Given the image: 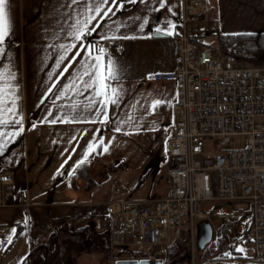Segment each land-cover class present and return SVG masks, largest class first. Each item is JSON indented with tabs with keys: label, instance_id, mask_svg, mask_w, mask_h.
<instances>
[{
	"label": "crops",
	"instance_id": "obj_1",
	"mask_svg": "<svg viewBox=\"0 0 264 264\" xmlns=\"http://www.w3.org/2000/svg\"><path fill=\"white\" fill-rule=\"evenodd\" d=\"M218 2L222 12L219 24L214 21V8L208 0L206 17L220 32H264V0ZM96 3L97 0L5 3L9 32L0 44V169L11 170L15 186L27 190L31 205L7 206L24 208L29 230L27 246L41 241L62 216L71 224L76 223L72 219L89 218L95 225L99 223L98 216H85L82 210L73 212L74 205L81 201L39 200L40 192L45 193L46 178L57 182L55 177L60 171L65 175L74 169L75 174L84 163L92 176L93 167L88 161L91 148L83 149L80 144L107 120L112 81L136 84L144 71L146 76L174 67L173 57L161 64V38H173L180 0H108L104 8L111 7L112 11L106 16L103 11L97 15ZM77 30L81 32L79 40L74 36ZM154 31L165 35L154 37ZM103 39L110 42V52L103 54L100 78L89 79L85 73L95 70V57L100 55L95 43ZM118 43L122 44L121 49ZM72 45L75 47L66 52ZM77 51L79 56H75ZM109 61L114 68L111 77ZM152 93L161 99V81H157ZM71 155L74 163L69 165ZM93 158L96 162L99 155ZM73 179L71 186L77 189L80 179L75 180L76 186L72 185ZM81 183L84 189V182ZM102 220L107 225L108 219Z\"/></svg>",
	"mask_w": 264,
	"mask_h": 264
},
{
	"label": "built area",
	"instance_id": "obj_2",
	"mask_svg": "<svg viewBox=\"0 0 264 264\" xmlns=\"http://www.w3.org/2000/svg\"><path fill=\"white\" fill-rule=\"evenodd\" d=\"M206 14V0H180L174 67L146 74L149 80H172L175 87L162 145L165 192L74 205V213L112 219V242L139 247L141 258H166L170 244L187 239L194 244L200 221L208 220L216 232V218L238 221L246 210L239 228L250 232L254 255L264 258V60L205 44ZM99 49L108 54L110 42H96ZM235 135L246 136L243 147L233 146ZM205 137L226 152L204 156ZM206 201L231 202L233 208L201 206ZM236 203L246 208H234ZM29 205L27 190L15 186L13 172L0 169V207Z\"/></svg>",
	"mask_w": 264,
	"mask_h": 264
},
{
	"label": "rangeland",
	"instance_id": "obj_3",
	"mask_svg": "<svg viewBox=\"0 0 264 264\" xmlns=\"http://www.w3.org/2000/svg\"><path fill=\"white\" fill-rule=\"evenodd\" d=\"M208 2L214 8V21L219 24L222 13L219 2L218 0H208ZM205 26L210 27V31H207L208 27L202 30L205 33V44L216 46L217 35L225 32H220L219 27L211 24L210 20L205 22ZM161 40V64H163L171 60V57L174 58L175 47L173 38H161ZM220 50L224 51L223 48ZM246 59L260 61L264 60V56ZM145 73L146 71L142 72L143 78L136 84L113 81L109 84L107 120L98 130L86 135L80 144L83 149L86 147L92 150L89 153L88 150L86 152L91 155L87 159L91 160L94 182L88 185L86 181L78 177L77 179L80 180H78V188L75 189L70 182V179L74 177V169L65 175L60 171L55 177L59 181L46 178L45 193L40 192L39 200L49 203L98 202L114 197L135 199L160 197L165 192L162 145L168 132L175 87L172 80H161V99L156 98L152 92L155 90L157 81L147 80ZM156 101L161 103L155 104ZM245 141V135L231 137L234 147H243ZM203 142L204 156L226 152V149L212 138L205 137ZM95 154L99 155V160L96 162L92 161ZM61 159L62 162L66 161L63 155ZM56 160L57 153L54 156L55 163ZM67 163H70L69 165L74 163L72 155ZM159 175H162L161 179L158 178ZM81 182H84L86 189H83ZM201 206L212 209L222 206L228 211L233 208L231 202L227 201H206L202 202ZM234 208H246V204L236 203ZM247 214V210L241 211L238 221L216 218L214 226L216 232H213V241H210L211 244L209 242L207 251H200L196 247V239L194 244L190 239L170 244L164 264H190L191 258L194 259V264H264V258H258L253 253L250 232L239 228L240 219L245 218ZM100 218L96 225L91 221L92 218L86 221H90L89 223L101 232L107 225L102 220L104 217L100 216ZM70 220L71 218L68 219L69 222ZM57 221L53 225L61 223V220ZM71 221L76 222L72 224L76 227L86 222L73 219ZM107 222L111 230L112 219H108ZM28 232L24 208L0 207V264H13L24 254L27 240H29ZM232 247L234 252L231 251ZM136 248L139 250V247L136 246ZM83 264H97V261H93L90 257L83 258Z\"/></svg>",
	"mask_w": 264,
	"mask_h": 264
},
{
	"label": "flooded vegetation",
	"instance_id": "obj_4",
	"mask_svg": "<svg viewBox=\"0 0 264 264\" xmlns=\"http://www.w3.org/2000/svg\"><path fill=\"white\" fill-rule=\"evenodd\" d=\"M66 219L62 217L61 223L46 231L41 241L27 246L14 264H83V258L88 257L97 264H115L116 260H129L138 255L135 246L114 244L109 226L101 232L93 231L91 223L76 227Z\"/></svg>",
	"mask_w": 264,
	"mask_h": 264
},
{
	"label": "trees",
	"instance_id": "obj_5",
	"mask_svg": "<svg viewBox=\"0 0 264 264\" xmlns=\"http://www.w3.org/2000/svg\"><path fill=\"white\" fill-rule=\"evenodd\" d=\"M216 47L219 49L223 48L225 52H230L236 55L245 56L249 58L264 56V32L254 31L238 33H219L217 35ZM78 177H81L83 181H86V184L88 185H91L94 182L92 176L89 174V167L87 163H84L77 168L76 173L74 174L72 185H77V183H75V180ZM208 246L209 243L205 246L203 250L200 251H207L209 249Z\"/></svg>",
	"mask_w": 264,
	"mask_h": 264
},
{
	"label": "snow or ice",
	"instance_id": "obj_6",
	"mask_svg": "<svg viewBox=\"0 0 264 264\" xmlns=\"http://www.w3.org/2000/svg\"><path fill=\"white\" fill-rule=\"evenodd\" d=\"M113 2L115 3L116 0H113ZM5 3H6V0H0V44H2L6 38V36L8 35V32H9V24H8V16H7V12L5 10ZM108 3V0H97V3H96V7L94 9V11H96L97 15H99V13L101 11L104 12V15H108L112 9L111 7H108V8H104V5H106ZM117 7H119V4H117ZM91 19H95V17H92ZM74 36L77 40H79L81 38V32L80 30H77L76 33H74ZM75 47V45H72L70 46L69 48L65 49L66 52L68 51H71V48ZM85 48V51H87V47L86 46H83ZM100 55L95 57V63H94V71L92 72H87L86 71V75L89 76V79H92L93 77H97V78H100L101 76V73H100V68H101V61L103 59V49H99L98 50ZM80 55V52L77 51L75 53V56H79ZM65 60V57L62 56L61 57V62H63ZM89 67H93V66H89ZM66 70V69H65ZM114 72V68L112 66V62L109 61V64H108V76L111 77L112 74ZM161 103V101H156L155 104H159ZM240 251H243V249H240Z\"/></svg>",
	"mask_w": 264,
	"mask_h": 264
},
{
	"label": "water",
	"instance_id": "obj_7",
	"mask_svg": "<svg viewBox=\"0 0 264 264\" xmlns=\"http://www.w3.org/2000/svg\"><path fill=\"white\" fill-rule=\"evenodd\" d=\"M162 32L154 31L153 36H164ZM159 179L162 178V175H159ZM213 230L210 222L208 220H202L197 224V232H196V247L199 250H203L205 246L212 240ZM137 253H135V256ZM136 258L129 260H116L115 264H164L165 256L160 255L155 258Z\"/></svg>",
	"mask_w": 264,
	"mask_h": 264
}]
</instances>
